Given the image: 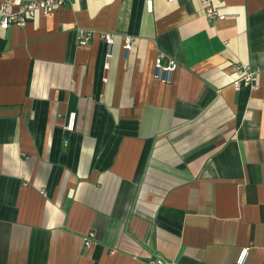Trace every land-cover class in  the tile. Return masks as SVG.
Listing matches in <instances>:
<instances>
[{"label":"crops","instance_id":"1","mask_svg":"<svg viewBox=\"0 0 264 264\" xmlns=\"http://www.w3.org/2000/svg\"><path fill=\"white\" fill-rule=\"evenodd\" d=\"M153 1L0 28V264H264V0Z\"/></svg>","mask_w":264,"mask_h":264},{"label":"built area","instance_id":"2","mask_svg":"<svg viewBox=\"0 0 264 264\" xmlns=\"http://www.w3.org/2000/svg\"><path fill=\"white\" fill-rule=\"evenodd\" d=\"M71 0H0V28L8 29L12 25L25 26L30 19H32L37 12L48 15L61 9L67 2ZM174 2L175 0H168ZM205 7V15L209 20L224 18L225 15L220 12V9L213 4L214 0H201ZM154 1L147 0V8L150 13L154 9ZM78 41L81 45H87L91 40L93 33L86 29H78ZM102 37L109 45H113L114 38L111 33H103ZM132 37H125L124 48L127 56L132 49ZM106 68L109 67V61L106 63ZM178 68V63L172 58H167L165 54L160 53L155 61V76L163 82L169 83L174 79L175 72ZM236 78L234 86L237 90L244 85L256 89L258 87V78L260 69H255L252 66L239 62L235 64ZM91 238L94 234L89 235ZM89 238L87 244H90ZM249 254V247H244L240 251L237 264H244ZM150 264H168L162 257L156 256Z\"/></svg>","mask_w":264,"mask_h":264}]
</instances>
